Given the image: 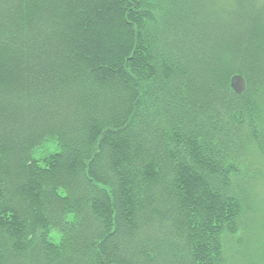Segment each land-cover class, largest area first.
Instances as JSON below:
<instances>
[{
  "label": "trees",
  "instance_id": "obj_1",
  "mask_svg": "<svg viewBox=\"0 0 264 264\" xmlns=\"http://www.w3.org/2000/svg\"><path fill=\"white\" fill-rule=\"evenodd\" d=\"M236 2L0 0V264H262L228 259L264 225V6Z\"/></svg>",
  "mask_w": 264,
  "mask_h": 264
},
{
  "label": "rangeland",
  "instance_id": "obj_2",
  "mask_svg": "<svg viewBox=\"0 0 264 264\" xmlns=\"http://www.w3.org/2000/svg\"><path fill=\"white\" fill-rule=\"evenodd\" d=\"M226 1L227 3H229V6L237 5L236 0H226ZM251 2L253 3L252 8H254L255 12L259 6H262V5L264 6V0H251ZM218 4H219V0H218ZM245 6H246L245 12H247V14L249 15L252 14L253 10H251L252 8H250V5L247 3L245 4ZM263 13H264V8H263ZM261 22H262V18H261ZM262 57L264 59V55ZM56 151H57V148L54 142L45 141L44 143H41L40 145H38L37 147L33 149L32 156L36 158H43ZM253 169H257V171H261V173L264 174V157L261 158L260 164L257 167L250 168V170H253ZM254 191H255V195L258 197L257 203L260 204L261 202H264V179L256 181L255 186H254ZM261 207H262V204H261ZM251 216H252V213L251 214L249 213L245 221V223L247 222L248 236L245 240L244 245L238 248H235V246H233L235 245V239L231 237L227 239L228 259L230 262L232 261V259H234L233 256L236 257L237 255L239 256V254L246 252V255H245L246 259L251 258V256L254 254L255 256L254 259L261 258L262 264H264V225H262V228L259 230V232L258 231L256 232L257 234H254L257 226L256 224H254V219L253 220L250 219L252 218ZM69 219L70 217L67 216L65 221L67 222L69 221ZM244 227L246 228L245 225ZM51 235H52V240L54 242H58L59 237H60L59 232L53 231ZM242 235H243V232L238 233L237 236L235 237L240 238L242 240V237H241ZM235 253H237V255Z\"/></svg>",
  "mask_w": 264,
  "mask_h": 264
},
{
  "label": "water",
  "instance_id": "obj_3",
  "mask_svg": "<svg viewBox=\"0 0 264 264\" xmlns=\"http://www.w3.org/2000/svg\"><path fill=\"white\" fill-rule=\"evenodd\" d=\"M246 81L240 74H235L230 78V87L236 95H241L246 90Z\"/></svg>",
  "mask_w": 264,
  "mask_h": 264
}]
</instances>
